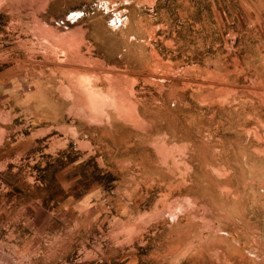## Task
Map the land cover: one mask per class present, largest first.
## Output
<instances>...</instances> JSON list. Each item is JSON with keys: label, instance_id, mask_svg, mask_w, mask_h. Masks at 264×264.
<instances>
[{"label": "rangeland", "instance_id": "obj_1", "mask_svg": "<svg viewBox=\"0 0 264 264\" xmlns=\"http://www.w3.org/2000/svg\"><path fill=\"white\" fill-rule=\"evenodd\" d=\"M0 264H264V0H0Z\"/></svg>", "mask_w": 264, "mask_h": 264}, {"label": "crops", "instance_id": "obj_2", "mask_svg": "<svg viewBox=\"0 0 264 264\" xmlns=\"http://www.w3.org/2000/svg\"><path fill=\"white\" fill-rule=\"evenodd\" d=\"M53 101V103L58 107H60V105L58 104V102H55L54 100H52ZM61 109V108H60ZM62 110H56V111H54V110H50V113H49V115H48V117L47 118H45V120H48V121H59L60 119H61V117H62ZM37 118H39V117H37ZM39 119H42V120H44V118H39Z\"/></svg>", "mask_w": 264, "mask_h": 264}, {"label": "bare ground", "instance_id": "obj_3", "mask_svg": "<svg viewBox=\"0 0 264 264\" xmlns=\"http://www.w3.org/2000/svg\"><path fill=\"white\" fill-rule=\"evenodd\" d=\"M66 49V48H65ZM68 50V49H67ZM66 52V51H65Z\"/></svg>", "mask_w": 264, "mask_h": 264}]
</instances>
